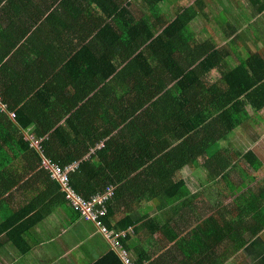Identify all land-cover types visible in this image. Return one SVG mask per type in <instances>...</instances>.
<instances>
[{"label": "crops", "instance_id": "0c3cea01", "mask_svg": "<svg viewBox=\"0 0 264 264\" xmlns=\"http://www.w3.org/2000/svg\"><path fill=\"white\" fill-rule=\"evenodd\" d=\"M165 1L0 0V112L100 164L104 223L122 233L114 246L67 209L40 157L31 168L0 133V264H125L123 248L140 264H264V0Z\"/></svg>", "mask_w": 264, "mask_h": 264}, {"label": "trees", "instance_id": "16d2710c", "mask_svg": "<svg viewBox=\"0 0 264 264\" xmlns=\"http://www.w3.org/2000/svg\"><path fill=\"white\" fill-rule=\"evenodd\" d=\"M162 1L163 0H148V1L144 0V2L147 5H156ZM187 15H188L187 11H185L183 14H181L178 19H176L173 23H171L165 29L164 35L171 33L175 29H178V25H180V27L183 28L182 25L187 23L186 22ZM190 20H192V19H190ZM153 36H154V32L152 31V33L149 35V37H153ZM159 37L163 38V36H159ZM168 48L170 50H173V48H171V47H168ZM201 52H202V50H201ZM204 54H208V53L204 52ZM231 75H232V77H231ZM231 75L230 76L227 75V82L234 89V88H236L237 83H235L234 73H232ZM194 80H195V83L201 81L199 77L194 78ZM252 84L253 83H248L247 85H244V87L238 93H234V92H236V89L233 92H227V96H228L227 97V103L228 102H234V104L241 103L240 100H238L237 102L235 100L237 98L241 97V95L245 91H249L251 89L250 87L252 86ZM1 110L7 111L4 109H1ZM232 112H233V110L228 109L226 112H224V115L232 114ZM6 115H7L6 112H0V133H2V136H5V138H2L1 142L3 144L6 143L13 150L14 153H15V151L17 152V155H15L16 158L20 157L21 155H23L25 153L24 158L31 165V168H40L39 160L42 158L43 153H45V155H47L51 160L60 163L62 166L69 164L75 160H79L80 163H79L78 169H76L75 171H73L71 173V178H70L71 181L70 182H71V185L78 192H80L82 195H84L85 197H90L93 194H97L101 191H104L106 189L105 187L108 184L113 182L112 178H109L108 180H106V179L101 180L100 178H98V176L100 175V172H101V168H103V167L100 164H97L96 162L92 161L91 159H85V158L80 157V156L67 157L65 159L64 156L52 154V152H57V151L55 148H53L54 144L52 143V140L50 139L51 136L46 138L47 136H46L45 132H47L48 130L47 131L46 130L40 131L37 127L35 129V134H36L35 136H37V137L43 136L42 137L43 139L41 141V145L43 148L42 155L40 156L39 153L37 151L35 152L34 150H32L33 151L32 154L29 153L28 151L31 150L30 142L25 140L24 136H23L24 132H25V128L28 126L24 125L23 123L20 124L19 123L20 121H18V123H15V122L13 123V122H11L10 118H8ZM3 118H6V119L3 120ZM238 124H239V120L235 119L233 121V124H231L229 126V129L230 130L234 129V127ZM230 130H228V131H230ZM13 135H14V137H12ZM6 138L12 139L13 141L8 140ZM109 144H112V142H108V145ZM2 149H3V147L0 146V168H7L5 165H7L9 163L10 159L7 156H2L3 155ZM106 150L107 149L101 151V153H104ZM39 157H40V159H39ZM108 163H112V161H108ZM41 169H43V168L41 167ZM132 169H136V168H132ZM43 170L46 171L45 169H43ZM92 180H95L96 182H98L97 186H94V185L92 186L90 184V181H92ZM51 184L55 186V189L50 187V189H48L50 191V193H53V192L56 193L57 192V195H59V196L62 194L64 195L59 184L56 183V181H53ZM64 198H65V195H64ZM60 199H61V197H60ZM65 200H66V198H65ZM50 211H51V208H47L45 213H42V211H41L39 213V216L37 214L36 218L33 219V221L29 222V224L27 226L31 227V225H33L34 223H36L38 221L37 219H39L43 215L49 213ZM108 212H109V204H108ZM105 217H104V220H105ZM16 240H18V239L16 238V236H14L13 242L17 243Z\"/></svg>", "mask_w": 264, "mask_h": 264}, {"label": "built area", "instance_id": "2783aa9c", "mask_svg": "<svg viewBox=\"0 0 264 264\" xmlns=\"http://www.w3.org/2000/svg\"><path fill=\"white\" fill-rule=\"evenodd\" d=\"M12 118H16V113L11 112ZM24 139L30 142V145L39 150L40 154L43 152L41 141L43 138L36 139L35 135L31 133H24ZM39 148H42L40 150ZM80 161L76 160L66 165H61L60 163L51 160L50 158L42 155L41 167L45 169L53 178L57 181L62 192L65 195L66 200L70 203L72 208L78 212L83 218L93 221L103 232V234L113 242L114 246H118L120 241L119 238L122 233L110 230L104 223V217L108 213V204L110 198L114 194V185L109 184L103 192L93 194L90 197H85L80 192H78L71 185V173L78 169ZM121 260L125 264H140L134 262L127 254L126 250L123 248L118 251Z\"/></svg>", "mask_w": 264, "mask_h": 264}, {"label": "rangeland", "instance_id": "374dc122", "mask_svg": "<svg viewBox=\"0 0 264 264\" xmlns=\"http://www.w3.org/2000/svg\"><path fill=\"white\" fill-rule=\"evenodd\" d=\"M165 2H166V4H167V3L170 2V0H166ZM35 137H36V138H35L34 140H36V139H40V137H37V136H35ZM39 149L42 150V148H39ZM68 204L70 205V203H68V202H67L66 205H65V207H66L67 209H69ZM263 243H264V241L261 242V245H262Z\"/></svg>", "mask_w": 264, "mask_h": 264}, {"label": "clouds", "instance_id": "9594fccd", "mask_svg": "<svg viewBox=\"0 0 264 264\" xmlns=\"http://www.w3.org/2000/svg\"><path fill=\"white\" fill-rule=\"evenodd\" d=\"M27 133V132H26Z\"/></svg>", "mask_w": 264, "mask_h": 264}]
</instances>
